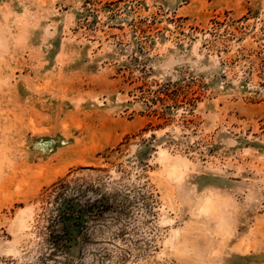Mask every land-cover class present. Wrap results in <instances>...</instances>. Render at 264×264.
<instances>
[{
  "label": "rangeland",
  "instance_id": "rangeland-1",
  "mask_svg": "<svg viewBox=\"0 0 264 264\" xmlns=\"http://www.w3.org/2000/svg\"><path fill=\"white\" fill-rule=\"evenodd\" d=\"M0 264H264V0H0Z\"/></svg>",
  "mask_w": 264,
  "mask_h": 264
},
{
  "label": "trees",
  "instance_id": "trees-1",
  "mask_svg": "<svg viewBox=\"0 0 264 264\" xmlns=\"http://www.w3.org/2000/svg\"><path fill=\"white\" fill-rule=\"evenodd\" d=\"M67 189H70L69 186L67 184H61L59 185V187L56 189L55 191V196L54 199L60 201L59 203V212H58V219L60 222H65L67 221L69 218L73 217L74 213L79 212V211H75V204H74V198H66L64 196V191H66ZM92 205H87L86 206V210H91ZM102 209H98L95 212V215L97 214H101L104 207L101 206ZM79 216V215H78ZM67 231L64 232V234L58 236L56 234H54V231L50 232L49 238L53 241H59L62 240L64 238V235H66Z\"/></svg>",
  "mask_w": 264,
  "mask_h": 264
},
{
  "label": "bare ground",
  "instance_id": "bare-ground-1",
  "mask_svg": "<svg viewBox=\"0 0 264 264\" xmlns=\"http://www.w3.org/2000/svg\"><path fill=\"white\" fill-rule=\"evenodd\" d=\"M166 163L168 164V162L166 161ZM170 164H172V163H170ZM20 217V216H19ZM21 220V219H20ZM18 225V224H17Z\"/></svg>",
  "mask_w": 264,
  "mask_h": 264
}]
</instances>
